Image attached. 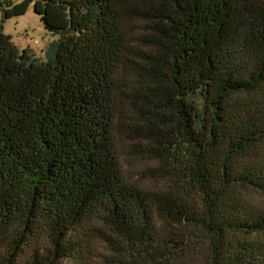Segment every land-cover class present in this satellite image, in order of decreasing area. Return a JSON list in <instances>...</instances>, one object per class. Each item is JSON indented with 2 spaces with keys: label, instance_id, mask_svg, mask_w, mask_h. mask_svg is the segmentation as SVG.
I'll return each mask as SVG.
<instances>
[{
  "label": "trees",
  "instance_id": "trees-1",
  "mask_svg": "<svg viewBox=\"0 0 264 264\" xmlns=\"http://www.w3.org/2000/svg\"><path fill=\"white\" fill-rule=\"evenodd\" d=\"M31 6L60 37L0 26V264H264V0Z\"/></svg>",
  "mask_w": 264,
  "mask_h": 264
},
{
  "label": "rangeland",
  "instance_id": "rangeland-1",
  "mask_svg": "<svg viewBox=\"0 0 264 264\" xmlns=\"http://www.w3.org/2000/svg\"><path fill=\"white\" fill-rule=\"evenodd\" d=\"M0 26H3L5 33L12 36L20 49L31 50L35 57L42 61L48 60L50 47L60 37L46 29L41 16L34 11L32 6L25 14L6 21L3 20L0 8ZM130 163L131 161L126 162L127 173L138 177L137 170L133 169Z\"/></svg>",
  "mask_w": 264,
  "mask_h": 264
}]
</instances>
